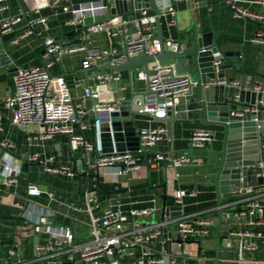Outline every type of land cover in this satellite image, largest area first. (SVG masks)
Returning <instances> with one entry per match:
<instances>
[{"label": "crops", "instance_id": "obj_1", "mask_svg": "<svg viewBox=\"0 0 264 264\" xmlns=\"http://www.w3.org/2000/svg\"><path fill=\"white\" fill-rule=\"evenodd\" d=\"M113 1L114 3H112ZM159 0H4L7 9L0 12V22L4 17L11 15L19 17V21L12 26L10 30L3 31L0 24V99L4 100L7 96L15 91V71L17 67H30L42 65L44 63L45 46L44 40L47 37H53L63 44L83 43L80 40L81 32L76 30L74 26L68 24L72 18V8L86 3L87 6V23L98 22L111 15H117L127 21L123 30L114 38L115 43L121 50L125 49L124 41L138 34L139 18L141 17V9L148 8L150 13H155ZM173 2V9L186 12L188 8V0H169ZM199 2V1H197ZM204 2V1H200ZM209 5L203 3L196 8L198 14L203 21L206 30H210V15L214 21L216 29L227 21L225 10L230 0H207ZM158 3V4H157ZM201 3V4H202ZM100 10H92L91 6H100ZM236 6L240 9L247 10L263 16L261 20L238 16L232 13V20L227 29L220 30L218 41L223 42L222 48L225 51L239 53V57L243 59L247 68L257 70L261 75H256L255 79L259 84L264 85V44L252 41V36L257 31L264 32V0H236ZM193 10V9H191ZM96 12V13H95ZM95 13V14H93ZM171 17L175 20L174 25L168 26V20ZM175 15L170 14L169 17L162 18L164 34L167 38L177 40L179 30L190 25V19L184 27H180L178 19ZM44 18L45 21L40 22L39 19ZM35 23L32 24V22ZM129 23H134L137 31L129 28ZM31 30V31H30ZM134 32V33H132ZM87 49L91 48H107L109 39L106 33H98L88 35L84 41ZM85 51L64 54L58 59L51 68L54 75L63 74L71 87V92L75 100L82 99L84 84H94L95 76L98 71L96 68L107 60H102L98 65L87 68L90 71L83 72L82 59ZM142 69H137L135 75ZM108 73L111 71L107 70ZM263 75V76H262ZM229 79L239 81L238 86L246 88L249 82V75L229 73ZM146 80L135 76V84L137 89L144 87ZM126 85L125 89L122 87ZM256 85L251 86V91H259L255 89ZM262 90V87L261 89ZM130 78L129 73H122L120 80L111 79L108 81L106 89L99 94L97 99L100 104H109L116 101L119 97H129L130 94ZM84 108L80 114L81 119L89 123V127L82 131L84 136L91 142H95L97 128L96 115L94 112V104L92 99L86 98L83 101ZM241 106H238L240 108ZM236 109L230 108L229 119H234L233 113ZM262 115L263 110H259ZM220 113V111H217ZM0 159L6 150H9L15 157V162L23 165L28 162L31 168L22 173L18 177V185L9 189L2 186L3 176L0 175V264L8 262L11 258L8 256V250L15 248L22 258L31 261L36 254L35 240L41 239L38 228L27 222L21 216V210L11 203L9 193L17 192L20 196L26 194V183L29 181H37L38 169H42V165L29 161L32 154H40L42 158L55 156V162L66 163L74 170L82 171L81 159L85 156L83 149L76 147L71 143L69 136L56 135L51 139H29L30 136H38L43 131V127L39 125H22L15 127L10 120V110L5 106L4 102H0ZM179 115L177 121L173 124L165 121H158L154 118L144 115L139 128L143 127H159L164 126L168 129V135L158 142L157 148L159 152H170L179 154L189 151L191 148L190 138L196 129H208L215 134L214 141L207 143L205 149L214 144V151L195 149L193 156L199 161L191 164L178 166L176 168L167 169V182L170 189L186 188L194 191V195H187L183 199L181 205L182 212L185 214L195 215V217H211L212 213L218 209L220 200L230 201L234 198L227 186H231V179L222 180L220 175L224 168L220 150L222 148L225 137V127L222 124H205L201 121L203 112L201 105L194 99H188L186 95L178 98L176 106L170 111V115ZM249 118V116H247ZM240 122L250 121L236 118ZM255 127V125H254ZM76 131L81 132L79 125H76ZM253 133V131H251ZM244 134L245 140L251 144L257 143V153H248L244 157L258 155L255 160L264 162V132H258L255 128L254 134ZM2 141L11 143L8 147L1 144ZM256 142V143H254ZM251 151V150H250ZM252 152V151H251ZM95 151L87 152V160L95 159ZM190 153V152H189ZM153 153H149V157ZM253 157H251L252 159ZM244 159H241V161ZM240 161V160H237ZM43 170V169H42ZM44 178L54 187L51 188L56 193V198L52 201L46 195H42L37 200L43 204H50L55 210V220L58 224L71 226L78 238H86L89 235L88 214L84 210V192L87 189H96L98 198L104 205H110L121 200L125 210L131 207H144L153 204L151 199L157 196L155 204L157 211L153 216V220H159L162 216V199L160 194L162 189L159 185L164 181V166H141L125 174H119V168L116 166L107 167L101 172V184L99 186L96 178L82 176L73 180L68 179L64 174L43 172ZM151 182L153 187L148 188L147 183ZM43 188H49L47 185L40 184ZM230 190V189H229ZM169 205H176L171 198ZM75 207H81L79 212L74 210ZM232 206L227 209H237ZM233 221L227 218L228 228L232 232L245 231L248 229L247 218L241 214H232ZM229 217V216H228ZM150 220V219H149ZM76 222H79L76 224ZM171 228V227H170ZM231 232V233H232ZM215 239L214 225L210 233L200 236L198 240ZM239 235L230 234L229 239L225 240V245L237 248ZM252 239L251 236L247 237ZM166 248H170V244H165ZM156 249L162 246L161 240L157 239L155 243ZM185 247L190 249L191 255L185 257L186 264H195L197 260V252L199 244L197 242L186 243ZM261 250L248 256L264 260V241L260 244ZM237 250L222 251V264H232ZM202 256L213 258L215 256L214 249H207L202 252ZM30 264V262L28 263Z\"/></svg>", "mask_w": 264, "mask_h": 264}, {"label": "built area", "instance_id": "obj_2", "mask_svg": "<svg viewBox=\"0 0 264 264\" xmlns=\"http://www.w3.org/2000/svg\"><path fill=\"white\" fill-rule=\"evenodd\" d=\"M159 13H150L148 8L141 9L139 18V31L134 37L124 41L127 55L114 56L121 50L114 41V38L123 30L127 21L117 15H111L98 22L87 23V6L82 3L74 8L71 7L73 16L68 24L74 26L81 32L80 40L83 43L63 44L53 37L44 40L45 53L44 63L30 67H17L15 71V91L11 95L0 99L10 110V120L13 126L39 125L43 131L38 136H30L29 139H51L56 135L69 136L71 143L87 152H100L101 157L94 160H87L86 170L91 172L95 168L103 169L116 166L119 174L128 173L138 169L143 162V154L126 150L118 153L116 150L111 155L102 153L98 143L88 140L82 131L89 127V123L81 119L84 99L97 98L106 89L108 81L111 79L120 80L122 73L98 70L94 84H84L82 99L75 100L71 87L63 74L54 75L51 68L54 63L61 59L64 54L85 51L82 66L90 68L98 65L102 60L118 63L127 56H134L140 52L147 55H154L161 50V44L150 37L155 33L156 20L158 17L166 18L170 14L174 15L173 2L169 0H159ZM157 3V4H158ZM92 10H100V6H91ZM7 6L4 0H0V12L5 11ZM96 13V12H95ZM93 13V14H95ZM238 16H245L257 20L263 18L256 14L237 7ZM175 18V17H174ZM19 21V17L8 15L1 19L3 31L10 30ZM38 21H45L44 18ZM35 21L32 22V24ZM175 20L171 17L168 26L174 25ZM31 31V30H30ZM106 33L109 39L107 48H91L85 46V39L88 35ZM252 41L264 44V32L257 31L252 36ZM175 40L167 38L166 45L172 47ZM150 74V85L156 92L155 101L146 104L142 112L150 117H169L170 111L176 106L180 96L186 95L191 87L192 80L187 75L173 76L174 68L168 65H161L159 61L153 62ZM132 71L129 73L130 84L137 78L146 79L145 72L141 70L138 75ZM214 84L238 86L239 81L229 78H220ZM126 85L122 87L125 89ZM255 89L260 90L261 86L256 85ZM239 98V94H236ZM119 97L116 101L123 100ZM116 101L109 104H101L99 109L112 110ZM258 106H246L236 109L233 118L250 120L255 122L258 132H264V118L261 117ZM0 113V119H1ZM249 116V118H247ZM79 125L81 132L76 131ZM97 128V123H96ZM140 131V145L153 148L168 135V129L164 126L143 127ZM98 134V131H97ZM96 134V137H97ZM215 139V134L208 129H196L190 138L191 147L203 149L207 143ZM1 144L8 147L11 143L2 141ZM29 161L42 165L43 172L64 174L68 179L79 177V172L66 163L55 162V156L51 155L42 158L40 154H32ZM199 159L191 156L189 151L179 154L170 152L153 153L149 157L150 166L164 164L166 168H176L178 166L191 164ZM252 169L256 177L264 178V162L255 160L254 164L247 165ZM23 173L21 164L15 162V157L9 150H6L0 159V175L3 176L2 186L10 188L18 185V177ZM239 183L231 187L229 193L234 196L230 201L220 203L218 209H227L232 206L240 208L235 214L246 216L248 229L245 231L232 232L239 235L237 253L232 260V264H264V260L254 256H248L261 249L260 244L264 241V182L262 184L244 185L243 177ZM168 194L176 205H181L187 195H194L195 192L186 188L170 189ZM46 195L50 201L56 198V193L51 188H43L37 181L26 183V194L20 196L17 192L9 193L11 203L21 210V216L29 223L38 228L41 239L35 244L36 254L31 261L19 256L15 248L8 250L11 258L3 264H186L185 257L191 255L190 249L185 247L186 243H181L176 239L189 240L199 239L210 233L213 227L211 217H195V215L185 214L176 217H166L164 221L153 220L157 211L154 196L153 204L144 207H131L129 210L123 208L121 200L110 205H104L98 198L96 189H87L84 192V210L88 214L89 235L86 238H78L71 226L58 224L55 220V210L50 204H43L37 200L38 197ZM79 212L81 207H75ZM150 219V220H149ZM173 225V228H170ZM177 225L175 229L174 226ZM167 228L166 236L164 228ZM251 236L252 239L247 237ZM161 240L162 246L156 249V240ZM169 243L170 248L166 245Z\"/></svg>", "mask_w": 264, "mask_h": 264}, {"label": "water", "instance_id": "obj_3", "mask_svg": "<svg viewBox=\"0 0 264 264\" xmlns=\"http://www.w3.org/2000/svg\"><path fill=\"white\" fill-rule=\"evenodd\" d=\"M199 1V2H197ZM203 3L209 5L207 0H188L189 10L193 9V14L190 18V25L186 28L179 30L177 40L172 47L166 45L167 37L164 34L163 22L160 17L156 20L155 33L150 37V40L154 42L157 40L161 44V50L154 55H147L145 52H140L134 56H127L123 61L113 63L107 61L96 68L100 71H111L119 73H131L137 69H142L146 75V83L144 87L137 89L135 81L130 84L129 97H124L121 101H116V105L112 110L99 109L101 105L97 99H92L94 104V112L97 122V137L96 141L102 153L111 155L116 150L118 153H123L126 150H131L136 153L143 154L142 165H145L150 169L149 153H158L157 145L153 148L140 145V131L139 123L144 115H148L141 110L144 109L146 104H150L155 101L156 92L152 90L150 85V74L152 68L150 63L159 61L161 65H168L174 68L173 76L175 75H187L192 80V87L186 94L188 99H194L201 105L203 112V118L201 121L205 124H222L225 127V137L223 140V146L220 150L223 170L220 175L221 179L228 180L231 186H227L226 191L237 183L239 179L243 177L244 185L262 184L264 182L263 177H256L252 169H248L247 165L254 164L258 155L251 157H244L248 153H257V143L251 144L250 141L245 140V135L251 133L256 127L255 122L245 121L240 122L235 119H229V110L237 109L238 106H258L263 110L261 117L264 118V85L259 84L262 90L251 91L252 85H258V81L255 79L256 75H261L257 70L247 68L244 65L243 59L239 57V53L232 51H225L222 46L223 42H219L220 30L227 29L231 20L232 13L237 12L236 0H230L225 13L227 21L216 29L214 21L210 15L207 16L209 20L210 30H206L196 8H199ZM114 3L113 1H111ZM202 3V4H201ZM159 8H156V12L159 13ZM175 18L177 19V11L174 10ZM1 53V52H0ZM127 55V50H120L114 54V56ZM90 69H83V72L87 73ZM242 73L249 75V82L246 88L241 86H229L214 84L220 78H227L228 74ZM263 76V75H262ZM239 94V98L236 97ZM217 111H220L218 113ZM149 116V115H148ZM179 115H172L166 118H159L154 116L153 118L158 121L170 122L173 124L178 120ZM245 134V135H244ZM214 141V140H213ZM194 147L189 149L190 155H193ZM207 150L209 153L214 151V144L210 145ZM252 152H251V151ZM85 156L81 159L83 172L82 176H89L96 178L101 188L104 186L101 184V171L95 168L94 171L86 170V151H82ZM100 152L95 153V159L100 158ZM241 159H244L241 161ZM240 160V161H237ZM164 166V181L159 185L162 189L160 197L162 199V216L158 221H164L166 217H176L182 214V207L178 205H169L168 201L171 196L168 194V182H167V169ZM31 166L28 162H24L22 169L27 172ZM32 169V168H31ZM264 170V169H263ZM37 183L47 185L49 188L54 186L47 182L44 178V173L41 168L38 169ZM147 187H153L151 182L147 183ZM225 202V199L220 200V203ZM237 209H217L212 213L213 225L215 228V256L209 258L202 256L204 247L202 246V240L189 239L178 240L181 243H193L199 244L197 252V260L195 264H222L221 258L222 251L237 250L238 248L226 246L225 240L229 239L231 231L228 228L227 218L233 221L232 214ZM229 216V217H228ZM177 228V225L174 226ZM164 235L168 231L165 227L163 229ZM36 238L35 243H38ZM261 250V249H260Z\"/></svg>", "mask_w": 264, "mask_h": 264}, {"label": "rangeland", "instance_id": "obj_4", "mask_svg": "<svg viewBox=\"0 0 264 264\" xmlns=\"http://www.w3.org/2000/svg\"><path fill=\"white\" fill-rule=\"evenodd\" d=\"M193 14V11L192 10H187L186 12H181V11H178L177 12V19H178V24L179 26L182 28L184 27V25L187 23L188 19L191 18V15ZM129 28L130 29H133L134 32L137 31V28H135V25L134 23H129ZM132 32V33H134ZM153 62L150 63L151 66H153ZM137 71L135 70V73ZM79 222H76V224H78ZM89 227V226H88ZM171 228H173V225H170ZM89 232V230H88ZM203 247H204V250L202 252H204L205 250L207 249H214L215 248V239H209V238H206L203 240Z\"/></svg>", "mask_w": 264, "mask_h": 264}]
</instances>
